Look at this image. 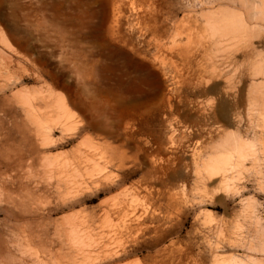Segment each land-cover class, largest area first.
<instances>
[{
	"label": "rangeland",
	"instance_id": "1",
	"mask_svg": "<svg viewBox=\"0 0 264 264\" xmlns=\"http://www.w3.org/2000/svg\"><path fill=\"white\" fill-rule=\"evenodd\" d=\"M222 1L0 0V264H219L222 260L232 264L233 256L249 255L264 264V238L261 243H230L218 240L216 234L220 225L226 233L249 236L264 226V192L258 190L254 175L239 170L234 185L244 191L219 192L217 199L214 195L208 201L199 200V184L189 159L195 144L211 146L224 131L256 133V122L261 125L257 116L261 98L246 97L250 84L245 77L236 84L237 90L243 89L242 96L210 97L199 92L183 97L175 87L169 69L171 53L166 51L169 39L181 32L186 20L197 21L201 35L200 11H209ZM113 18L119 37L132 44L135 54L118 36L102 51L109 57L107 62L116 61L128 76L140 74L146 80L155 115L150 122L151 114L144 116L146 136L138 135L140 121L131 104L134 97H126V105L119 107L103 96L79 97L76 92L74 44L95 54V37ZM58 26L64 28L61 34L55 30ZM158 56L164 57V64ZM94 70V85L118 87L102 63ZM106 75L110 76L107 82L103 80ZM127 83L122 86L134 88ZM160 94L166 97H157ZM20 97L29 102L28 115L45 122L47 140L31 124ZM206 98L212 103L204 111L200 105ZM58 99L70 110V128L57 117ZM218 100L230 104L225 117L234 119L237 127L230 129L214 118ZM156 134L166 143L158 154L146 144ZM62 165L68 166L66 171ZM171 171H176V177L167 182ZM173 192H178L181 204L169 200ZM245 198H251L249 205L259 223L252 217L239 228L236 220L243 213ZM67 222L79 227L87 245L73 248L68 243ZM37 232L43 236L40 242L28 237Z\"/></svg>",
	"mask_w": 264,
	"mask_h": 264
},
{
	"label": "bare ground",
	"instance_id": "2",
	"mask_svg": "<svg viewBox=\"0 0 264 264\" xmlns=\"http://www.w3.org/2000/svg\"><path fill=\"white\" fill-rule=\"evenodd\" d=\"M218 4L219 5H217L213 9H210L209 11H205V12L200 11L199 13L200 17L203 19L202 28H204V31L201 35L198 36L199 24L197 23V21H193V24H190L187 23L186 20L184 25L181 27L183 28L181 32L183 33L184 37L179 35L181 32L179 33L176 32L177 34L172 35L171 38L169 39L166 51L171 53L169 57V62H170L169 69H171L174 74L173 79H174L175 87L177 90L183 93V97H190L189 96L190 94L195 95L198 94L199 92H202V94H206L210 97H212L213 95L217 97H222V96L230 97V93H234V96L236 95L242 96L243 89L240 88V90L239 89L237 90L236 84H240L239 83L240 79L242 77H245L249 80V84H250L248 90L245 92L246 97L261 98L259 104L260 110H258V112L260 111V114L259 113L257 114V116L260 119L261 125H259L256 122L255 128H257L258 130L256 131V133L252 131L253 133L251 136H247L246 135L247 133L242 134L239 130H235V131L228 130L222 132L221 135H219L218 141L211 146H203L197 143L195 144V146L192 147L189 154V159H190V163H192L193 166V176L195 178V181H197L199 184L196 185V189H197L196 197L199 200L206 199L208 196H214L219 192L223 193L224 195L226 194L228 195V194H236V193L238 194L241 192L239 190L244 191L243 187H237L234 185V179L235 176L239 175L240 173L239 170L244 171L245 174L250 173L254 175L258 190L264 192V166H262L264 165V0H226V1L223 0ZM184 18L185 17H183L182 20ZM61 26L64 27L63 25ZM63 29L64 28H59V26L55 28L58 34H61L63 32ZM206 31L209 32V35L207 36H206ZM117 36L119 37L118 26L116 24V19L113 18L103 26L101 36H98V38L95 37L97 41L96 42L97 51L96 53L95 52L94 53L96 55L87 54L86 52L81 50L78 44H74L72 64H73V73L77 84L76 92L79 97L87 98V97L103 96L108 100L111 101L113 100V102L116 101L119 107L120 104L126 105L127 103L126 97H134L132 99L134 101L131 104H133L132 106L137 110L136 115L140 121V128L138 129V135L146 136L147 134L145 130L146 123L148 121L150 122V120H152L155 116L153 110L151 109L153 107H151L152 105L150 104L152 95L148 92V90L145 89V86L147 85L146 80L144 79V77L140 76V74H137L136 76H132V77L128 76L125 71L119 68L116 61L107 62L109 57L105 55V53L102 51L103 49L110 48V42L111 41L113 42L114 38ZM193 36H195V39H192ZM119 38H120V42H122V45L126 47L130 53L135 54L133 52L132 44L128 46L127 41L122 39L121 35ZM151 40L153 39L151 38ZM89 56H93L94 58L98 57V58L97 59L91 58L92 60H90ZM159 58L160 56L157 57V59ZM159 60L160 62L162 61L161 63L164 64L163 56H161ZM98 63H102L104 65L105 71H109V73H111V75L114 76V80L118 83L117 88H110V87L101 88L99 86L94 85L96 84L93 83L94 75H95L94 69L95 67H97ZM163 74L162 76H164ZM123 77H126V79H124ZM109 78L110 76L108 77L106 75L103 77V80L107 82ZM237 79L238 82L236 81ZM124 81L125 82L128 81L127 83L128 85L133 84L134 88L123 87L122 83H124ZM157 97H166V95L160 94ZM167 97L170 98L169 95ZM206 99L207 101L203 103L201 102L202 104L200 105V107H202V110L204 111L207 107L209 108L210 104L212 103L211 100H209L208 98ZM20 101H21L20 106L24 107V109L26 110V115L32 119L31 124L32 125L34 124L36 127L35 130H38L37 132L41 134V139L43 141L47 140V137L45 135L46 133L45 122H41L39 119H35L31 117L30 116L31 113L28 115L27 112H29L31 109L29 102L25 101L24 97H20ZM188 102H190V100ZM254 102L257 104L255 99ZM254 102H252V105L253 104L255 105ZM168 104L169 103H167V105ZM217 105H218L217 114L216 115L214 114V118L215 116H217V118L215 119L216 120L219 119L223 121L229 128L237 127L234 119L228 120L226 119L227 117H225L228 115L229 113L228 111L231 110L229 109L230 104L224 100H218ZM129 106L131 105L129 104ZM55 108L58 110L57 117H59V119L62 122H64L66 127L70 128L69 127L70 123H68L69 120L68 114L70 110L68 109L67 105L58 99L55 102ZM150 114L151 116L149 117V119L147 118L148 121L145 120L144 116L147 115L149 116ZM214 120L213 118H210V121L212 123H214ZM186 122L188 123L187 120ZM193 123L195 122L193 121ZM183 131H185V129ZM211 134H214V132ZM171 142L172 140L170 141V143ZM146 144L153 149L154 154H158L164 148V145L166 143L160 134H156L152 136V139H150V141H146ZM135 150L138 153L142 152V149L138 145H135ZM150 157L151 156H149V158ZM67 167H68L67 165H62L60 168H62L63 171H66ZM24 168L28 169V167L27 168L24 167ZM145 173L149 174L151 173V171L146 170ZM12 174H15V171ZM169 174L170 175L169 177H167V182H172L171 180L174 177H176V171H171ZM204 178H206V182L203 183L202 179ZM175 184H172V187L175 186L174 188H176L177 186ZM214 198L217 199V195ZM169 200H171V202L174 205L179 204L180 199L178 200V192H173L170 195ZM250 200L251 198H245L244 200H242V202H244L243 203L244 210L243 213L241 212L239 216H237L238 219L236 220L237 222H239L236 225L239 228H240L239 224L250 223L251 222L250 219L252 217L254 218L256 224L259 223V218L257 216H253L254 213L252 207H250L249 205L251 202ZM246 210L250 211V213L246 214V212H244ZM66 224H67L66 226L67 230L64 232V236L67 239L68 243L73 248H76L75 246H80L87 243L81 237L82 233L78 226L77 227L72 226L71 225L72 223L69 224L68 222ZM223 226L224 225H220L219 226L220 228H218V230L216 229L217 232L215 231L218 240H225L229 242L232 240L234 243L236 241L239 242L248 241L249 243H251L252 241L255 242L258 241L259 243H261L262 239L264 238V226L259 227L253 236L243 235L242 232L240 233L237 231L239 229L236 227L235 230L237 232L226 233V230L223 228ZM28 237L32 240L35 239L39 242L43 240L42 239L43 236L39 234V232H37V234L35 235L34 233H30ZM83 248L85 247L84 246L80 247L79 251L83 250ZM44 249L45 248H43V250ZM249 249L252 250V248ZM43 252H46V250H44ZM233 257L234 259L232 260V264H261V259L257 257H253L251 255L246 256V258H244V256H233ZM213 258L216 259V257ZM219 264H228V262L227 260H222L219 261Z\"/></svg>",
	"mask_w": 264,
	"mask_h": 264
}]
</instances>
